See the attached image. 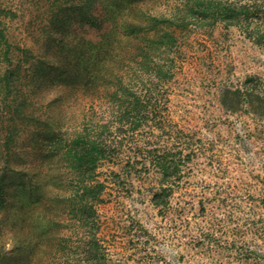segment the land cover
<instances>
[{
    "label": "rangeland",
    "instance_id": "374dc122",
    "mask_svg": "<svg viewBox=\"0 0 264 264\" xmlns=\"http://www.w3.org/2000/svg\"><path fill=\"white\" fill-rule=\"evenodd\" d=\"M84 1L0 0V264H79L88 199L114 264H264V15L253 12L264 0L149 2L160 22L134 26L135 45L147 51L140 81L157 96L134 132L120 93L133 12L127 0ZM224 3L249 14L226 20L195 7ZM52 39L83 45L110 81L68 87ZM32 61L55 65L6 88L2 75ZM79 129L106 149L86 175L48 154L59 131ZM152 156L157 167L144 162Z\"/></svg>",
    "mask_w": 264,
    "mask_h": 264
},
{
    "label": "trees",
    "instance_id": "16d2710c",
    "mask_svg": "<svg viewBox=\"0 0 264 264\" xmlns=\"http://www.w3.org/2000/svg\"><path fill=\"white\" fill-rule=\"evenodd\" d=\"M86 1L82 2L80 6H82ZM150 1L151 0H127V3H129L128 5L131 7V12H133L127 15V25L130 28V35L127 37L131 42L127 47V89L123 88L120 93L124 99L127 98V109L124 111L123 117H126L127 131L130 132H134L136 128L142 126L146 119L143 110L147 107L149 101L156 100L157 96L156 93L147 92V89L144 90L145 87L140 81L141 73L144 72L146 64L147 51L144 46L140 47L139 45H135V43L140 39V36H142L141 32L143 31L135 29L134 26H137L140 24V21L145 19L151 20L155 24L160 22L155 19L157 16L151 13L148 7ZM195 7L197 8V12L201 15L209 13L213 14L216 12V14L219 13L221 16H224L226 20L239 19L241 16L249 14L248 12L250 11L246 4L234 6L232 3H224L220 8H212V11L208 7ZM255 8H253V12L256 16L261 14L264 15V10L262 8ZM194 10L195 9L191 7L189 9L184 8L180 11L191 16L192 14L189 12H193ZM163 21L169 22L167 20ZM67 44L68 43L64 42L63 39L55 42L52 39L51 47L48 52H52L54 50L55 54L59 58L57 59V62H59L57 65H61V68H66V70H62L61 75L64 76L62 81H64L68 87H71V89L74 90H80L82 93H86L95 86L97 80L102 79L110 81V74H104L105 70L101 69L100 62L95 56L93 60L90 52H83L84 50L81 48L83 45L68 48ZM53 65L55 64L32 61L30 65L25 67V63L18 62L13 69V72L7 71L4 73L1 80L6 83V88H8L12 78H16L18 85L20 84L22 86L24 80H27V78L34 79V77L38 74L45 73L46 66ZM57 129H59V127ZM59 133H61L59 138L61 137L63 140L58 138L59 140H57L56 143L57 147L49 151L48 154L50 157H57L58 155L69 156L70 159H72V166L75 169L76 174L86 175L90 173V170L95 168L99 162L105 159L106 149L102 138L100 139L97 136L90 135L86 132V129H79L78 131L61 130ZM8 134H5L2 138L3 142L1 146L9 140ZM65 135H70V138H65ZM112 152H114V149ZM118 155L119 154L117 153L116 157H118ZM146 161L153 162L154 167H157L161 159L159 157L157 158L152 156L145 158L144 162ZM19 185L23 186L24 184L20 183ZM88 192L89 189L85 190V193ZM30 193L31 192H28V195H30ZM91 194H95V199L99 195L97 191H94ZM81 197L82 199L84 198V196ZM82 204L84 210L79 221L83 222L86 231L84 233H80L81 237L79 243L84 245V248L80 253V258L78 260L79 264H114L112 258L109 260L107 259L106 248L98 237L100 225L97 218L95 217L94 219L96 208L94 203H92V199L85 200ZM155 205L159 206L158 203H155ZM89 213L91 214L89 217H91L92 221L88 217ZM25 222H27V224L32 223H29V219H27V221L25 220ZM49 223L53 227L57 225V222L54 221V219L50 220ZM92 229H95L94 233H91ZM54 242L55 238L50 234L46 240V247H51ZM149 257L150 255L145 256L147 260ZM148 262V264H150L151 261ZM38 264H45V258L39 260ZM63 264L66 263L63 262Z\"/></svg>",
    "mask_w": 264,
    "mask_h": 264
}]
</instances>
